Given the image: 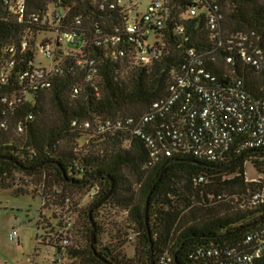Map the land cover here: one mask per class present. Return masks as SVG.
I'll use <instances>...</instances> for the list:
<instances>
[{"label":"trees","instance_id":"16d2710c","mask_svg":"<svg viewBox=\"0 0 264 264\" xmlns=\"http://www.w3.org/2000/svg\"><path fill=\"white\" fill-rule=\"evenodd\" d=\"M113 1L25 0L22 19L4 21L1 15L0 72L10 61L14 64L0 83V98L13 102L11 109L0 104V187L17 197L28 192L12 187L14 175L41 182L45 191L41 207L53 209L55 223L40 216L38 227L53 235L50 246L54 251L67 239L63 264H150L151 255L153 264H158L164 254L171 264H201L190 258L197 250L250 253L255 243L245 241L264 228V203L252 205L249 199L264 188L245 181L244 163L250 161L260 172L264 149L246 150L217 164L178 152L152 162L144 142L128 127L104 132L97 127L148 114L152 103L168 96L170 71L180 70L190 50L201 56L212 77L220 79L224 72L233 71L246 82L248 92L263 97L264 75L252 76L247 66L241 70L236 51H227V41L254 33L259 46H264V0H211L221 16V46L206 25L212 11L208 4H199L196 15L189 17L193 0H168L162 26L149 27V34L141 37L160 51L147 65L136 60V44L125 30L144 13L138 10L141 0H128L111 9ZM54 8L61 19L57 25H41L30 18L50 14ZM177 28L182 32L177 33ZM64 31L76 32L79 44L59 43L57 38ZM45 33L53 38L40 41ZM132 37L138 39L135 34ZM47 45L53 49L51 60L35 63L36 52ZM10 48L13 53L8 52ZM226 58L232 66L225 64ZM32 65L51 67L48 87L23 94L20 74ZM155 121L146 125L147 132L160 122ZM199 178L203 179L200 183ZM72 193L77 196L74 201L69 196ZM80 201L85 205L75 212L83 245L72 247L74 232L68 215ZM116 210L125 217L108 222L104 231L101 220L114 216ZM89 218L95 227L93 249L106 263L90 250ZM109 230L115 243L101 245L100 235ZM128 234L134 239V254L129 259L118 253ZM251 264H264V250Z\"/></svg>","mask_w":264,"mask_h":264},{"label":"built area","instance_id":"2783aa9c","mask_svg":"<svg viewBox=\"0 0 264 264\" xmlns=\"http://www.w3.org/2000/svg\"><path fill=\"white\" fill-rule=\"evenodd\" d=\"M126 1L128 0H114L110 8L120 6ZM168 2L148 0L144 13L137 21L128 23L125 28L128 39L136 44V60L141 64L147 65L160 55L157 45L142 42L141 37L149 34V27L162 26ZM212 2L193 0L194 6L188 10V16L196 15L199 4H208L212 11L206 16V25L212 32V37L217 39V46H221L219 40L221 16L216 14L217 7L211 6ZM24 8L25 0H0V17L3 14L4 21L9 19L14 21V18L20 20ZM100 8H103V5H100ZM30 18L41 25H57L61 21L57 8L50 14L31 15ZM176 32L181 33L182 29L177 28ZM134 34L137 35V40L132 37ZM57 41L65 45H77L80 37L76 32L64 31L60 33ZM258 41L259 38H255L254 33L249 36L240 34L227 41V51L232 49L236 51L240 69L249 67L252 76L255 77L259 74L264 75V46L260 47ZM8 52L13 53V49L10 48ZM41 53L44 59L51 60L53 49L47 45L41 49ZM13 64L10 61L5 71L0 72V83L5 81L7 71ZM225 64L233 65L230 58L225 59ZM51 71L50 66L43 65H32L23 69L20 74V80L24 83L22 93L47 88V77ZM170 76L168 96L152 103L148 114L138 119L127 118L123 121L106 122L97 127V131H116L122 126L128 127L131 134L144 142L152 162L163 156L170 157L172 152H178L197 161L217 164L226 161L231 155H238L246 150L264 149V96L258 97L248 92L246 82L237 78L233 71L228 70L220 79H216L204 69L201 56L190 50L186 53L185 62L180 70H171ZM0 104L11 109L13 102L3 97L0 98ZM175 105L178 107L176 111L167 116ZM155 119L156 123L160 122L155 124L151 132H147L146 125ZM84 126L88 127L87 124ZM202 181V178L197 180L198 183ZM249 203L252 205L264 203V191L251 196ZM8 240L17 244L15 231L9 233ZM253 242L255 247L250 253L209 248L197 250L190 258L201 264H251L264 250V228L248 236L245 244ZM67 245V239L63 238L60 249L54 251L50 264H63V248ZM158 264H171V259L164 254L159 258Z\"/></svg>","mask_w":264,"mask_h":264},{"label":"rangeland","instance_id":"374dc122","mask_svg":"<svg viewBox=\"0 0 264 264\" xmlns=\"http://www.w3.org/2000/svg\"><path fill=\"white\" fill-rule=\"evenodd\" d=\"M146 4L147 0H141L138 9L140 13L144 11ZM48 38H53V35L45 33L39 36L40 41ZM61 47L65 49L64 45H61ZM34 61L35 63L46 64L43 55L38 51L36 52ZM81 143L82 141H79V145ZM260 161H262L260 172L255 170L250 161L244 163V178L246 182H258L264 188V158L260 159ZM12 183L13 188L23 187L28 192V195L15 197L12 196L11 190L0 187V264H50L54 254V248L50 244L54 237L52 234L48 235L49 231L39 229L38 222L40 216L48 219L51 225H54L55 220L51 217L53 209L47 210L41 207V196L45 194L42 184L41 182L36 184L32 178L24 177L20 174L13 176ZM69 196L73 201L77 198L75 193L69 194ZM84 202L80 201L79 205L73 206L74 211L68 215L71 221L69 225L70 227L72 226V231L74 232V237H70L72 247L83 245L80 243L81 239L78 236L79 223L75 209L83 208ZM112 215L115 217L111 216L108 219L101 220L100 224H103L104 231H106L105 224L111 221L120 222L125 217V213L120 210H116L115 214L113 213ZM12 230L17 234V244L11 243L8 240V235ZM114 238V233L109 230L107 233L100 235V243L101 245H108L110 242L113 244L115 243ZM126 240L127 243H123L118 250L119 252H117L129 259L134 254L133 235L128 234ZM64 264L68 263L65 262Z\"/></svg>","mask_w":264,"mask_h":264},{"label":"water","instance_id":"95a60500","mask_svg":"<svg viewBox=\"0 0 264 264\" xmlns=\"http://www.w3.org/2000/svg\"><path fill=\"white\" fill-rule=\"evenodd\" d=\"M249 153H251V151L246 152V154H249ZM238 159H239V158H237L235 161H237ZM235 161H232V162L229 163V164H232V163H234ZM28 170H30V169H28ZM62 175H63V177L66 176L64 172H62ZM93 178H95V177H91V179H93ZM66 181H67V182H70V183H74V182H71L70 180H66ZM85 182H86V181H85ZM111 190H112V185H111V187H110L108 193L104 196L103 199H105V198L110 194ZM149 195H150V193H149ZM149 195H148V196H149ZM100 202H101V201H99L97 204H99ZM97 204H96V205H97ZM91 210H92V209H91ZM91 210L88 212V216H89V217H90V212H91ZM89 221H90V238H89V247H90V250H91V252H92V254H93V256H94L95 258H97L98 260H100V261L103 262V260H101V258H100L99 256H97V254L95 253V251H94V249H93V243H94V240H95V227H94V224L92 223L91 218H89ZM103 263H106V262H103ZM106 264H107V263H106ZM150 264H153V257H152V255L150 256Z\"/></svg>","mask_w":264,"mask_h":264}]
</instances>
